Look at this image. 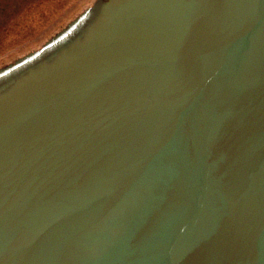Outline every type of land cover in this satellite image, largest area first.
<instances>
[{
  "label": "water",
  "instance_id": "obj_1",
  "mask_svg": "<svg viewBox=\"0 0 264 264\" xmlns=\"http://www.w3.org/2000/svg\"><path fill=\"white\" fill-rule=\"evenodd\" d=\"M0 264H264V0H97L0 69Z\"/></svg>",
  "mask_w": 264,
  "mask_h": 264
},
{
  "label": "rangeland",
  "instance_id": "obj_2",
  "mask_svg": "<svg viewBox=\"0 0 264 264\" xmlns=\"http://www.w3.org/2000/svg\"><path fill=\"white\" fill-rule=\"evenodd\" d=\"M97 0H0V69L38 51Z\"/></svg>",
  "mask_w": 264,
  "mask_h": 264
}]
</instances>
